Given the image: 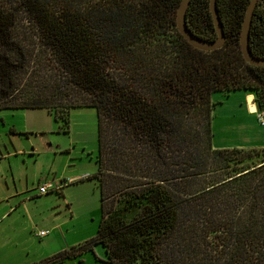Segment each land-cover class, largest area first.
I'll use <instances>...</instances> for the list:
<instances>
[{
    "label": "trees",
    "instance_id": "16d2710c",
    "mask_svg": "<svg viewBox=\"0 0 264 264\" xmlns=\"http://www.w3.org/2000/svg\"><path fill=\"white\" fill-rule=\"evenodd\" d=\"M177 2L0 0V108L42 107L64 123L69 108L90 106L96 118L95 231L32 264L91 252L94 243L109 264H195L173 250L196 229L210 257L223 254L219 264H264V156L246 161L249 148L210 145L211 92L252 91L264 105L256 89L264 65L246 63L238 46L247 0H214L224 40L205 50L175 29ZM184 23L214 36L207 0H187ZM247 47L264 57L257 0ZM98 172L113 187L109 207ZM220 201L224 215L213 220Z\"/></svg>",
    "mask_w": 264,
    "mask_h": 264
},
{
    "label": "rangeland",
    "instance_id": "374dc122",
    "mask_svg": "<svg viewBox=\"0 0 264 264\" xmlns=\"http://www.w3.org/2000/svg\"><path fill=\"white\" fill-rule=\"evenodd\" d=\"M256 89L264 90V84L257 85ZM251 94L252 91L242 89L210 93L209 99L213 102L209 123L210 145L249 148L250 152L245 160L258 162L264 156V124H258L251 112ZM246 103L249 111L245 108ZM0 114V189L4 187V179L8 186L11 185L10 172L18 188L26 187L22 194L19 193L16 209L1 216L0 264L23 262L38 255L40 248L54 247L55 243L62 247L69 246L92 235L99 219V206L96 190L90 188V181L63 182L58 192L48 189L44 193L37 192L36 184L41 181L56 184L57 175L65 178L71 171L94 170V109L90 106L71 107L66 116L61 118H65L64 123L53 120L42 107L0 109ZM9 126H13V129L8 130ZM9 150L12 155L7 157L4 153ZM101 173L98 172V176L103 178V207H109V198L114 196L109 195V191L113 187L109 188V177H103ZM21 196L24 197L23 200L20 199ZM63 197L66 200H62ZM221 202L216 205L213 220L221 219L224 215ZM198 215L200 220L196 221V228H202L207 214ZM65 218L68 219L67 222L63 221ZM50 224L55 226L47 234L42 237L33 235L36 229L46 228ZM196 232L197 235L191 240L186 236L182 237L179 245L174 247V257L182 260L191 258L195 264H219V258H223V254L214 252L216 256L210 257L209 244L199 235V229ZM54 233L57 234L54 237L56 242H53ZM186 239L189 240L187 245ZM163 242L168 245L171 239L166 236ZM94 246L100 252L101 246L98 243ZM85 256L93 258L92 254ZM208 258L218 259L209 262Z\"/></svg>",
    "mask_w": 264,
    "mask_h": 264
},
{
    "label": "crops",
    "instance_id": "0c3cea01",
    "mask_svg": "<svg viewBox=\"0 0 264 264\" xmlns=\"http://www.w3.org/2000/svg\"><path fill=\"white\" fill-rule=\"evenodd\" d=\"M211 108H212V106H211ZM245 108L247 111H249L247 103L245 104ZM0 109H24L25 110V109H29V108H21V107L20 108L19 107L8 108V107H4V108H0ZM0 115L2 116V114H0ZM1 116H0V119H1ZM210 116H211V109H210ZM12 129H13V126L8 127V130H12ZM4 154L7 157L12 155L10 150L5 151ZM0 156H2V155H0ZM93 171H90V172L85 171V170L84 171H77V172L71 171L65 176V178H63L60 175H57V177H56L57 182H58L57 188L53 189V190L58 192V189L63 185V182L64 183H73L75 181L87 180V181H90V183L92 184L90 186V188L95 189L96 193H97V187L95 185V179L93 177H91V174ZM53 179H55V177ZM14 180L15 179L12 176V172H10L11 185L8 186L6 183V180L4 179V187L2 190L0 189V202H3L0 204V219H1L2 215H8L13 209H16L15 206L18 203L19 193L22 194L23 193L22 191L26 188V187L18 188L17 184L14 183ZM25 183H26V179H24V186H25ZM20 199L23 200L24 197L21 196ZM62 200H66V197H63ZM10 201H13V202L10 204L9 203ZM97 201H98V197H97ZM64 220L66 222L68 221L67 218L63 219V221ZM54 226H55L54 224H50L46 228H39V229L45 230V233L42 234L41 236H37V237H42L43 235L47 234L49 232V230L54 228ZM52 237L54 239V237H57V234L54 233V235ZM53 242H56V240L54 239ZM94 244L91 245V252L88 250H84V251H81L80 253L76 254L75 256L61 258L59 261H57L53 264H109L103 258L102 249L100 250V252L97 251ZM64 247H62V245L55 243L54 247L48 246L47 248L46 247L40 248V252L35 257L27 258L23 262L18 261L14 264H32V263L36 262L37 260H39L45 256H48L51 253L55 252L56 250H59V249L64 248ZM85 254H89V255L92 254L93 258H85L86 257ZM80 255H83V256L81 258H78V256H80Z\"/></svg>",
    "mask_w": 264,
    "mask_h": 264
},
{
    "label": "water",
    "instance_id": "95a60500",
    "mask_svg": "<svg viewBox=\"0 0 264 264\" xmlns=\"http://www.w3.org/2000/svg\"><path fill=\"white\" fill-rule=\"evenodd\" d=\"M256 0H247L240 20L239 32H238V46L242 59L253 65H264L263 56H254L250 53L247 47V30L250 22V16L252 8ZM187 4V0H178L174 11V25L177 32L181 37L186 40L191 46L199 49H212L220 46L224 40L221 24L216 15L214 0H207V10L210 16L214 36L211 39L201 38L192 33L184 23V9Z\"/></svg>",
    "mask_w": 264,
    "mask_h": 264
},
{
    "label": "built area",
    "instance_id": "2783aa9c",
    "mask_svg": "<svg viewBox=\"0 0 264 264\" xmlns=\"http://www.w3.org/2000/svg\"><path fill=\"white\" fill-rule=\"evenodd\" d=\"M258 5L261 7V9L264 10V0H257ZM251 105V112L254 114L255 120L258 124H264V105H260L259 107H256L254 102L250 101ZM57 184H54L51 181H41L40 183L36 184V190L38 193H43L47 189H56ZM45 233V230L42 229H36L33 231V235L35 236H41Z\"/></svg>",
    "mask_w": 264,
    "mask_h": 264
},
{
    "label": "flooded vegetation",
    "instance_id": "af4514ba",
    "mask_svg": "<svg viewBox=\"0 0 264 264\" xmlns=\"http://www.w3.org/2000/svg\"><path fill=\"white\" fill-rule=\"evenodd\" d=\"M260 7V6H259ZM261 8V7H260ZM263 10V9H262Z\"/></svg>",
    "mask_w": 264,
    "mask_h": 264
}]
</instances>
